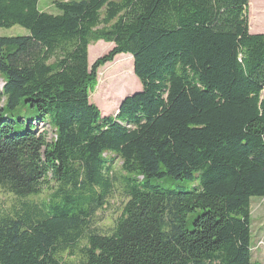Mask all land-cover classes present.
I'll list each match as a JSON object with an SVG mask.
<instances>
[{
  "label": "trees",
  "instance_id": "trees-1",
  "mask_svg": "<svg viewBox=\"0 0 264 264\" xmlns=\"http://www.w3.org/2000/svg\"><path fill=\"white\" fill-rule=\"evenodd\" d=\"M39 3L0 0V29L28 32L0 37V191H48L0 218V264H262L251 200L264 198V34L250 32L251 0ZM98 42L114 47L90 67ZM121 55L142 90L104 116L91 94ZM118 184L115 227L93 232Z\"/></svg>",
  "mask_w": 264,
  "mask_h": 264
},
{
  "label": "rangeland",
  "instance_id": "rangeland-1",
  "mask_svg": "<svg viewBox=\"0 0 264 264\" xmlns=\"http://www.w3.org/2000/svg\"><path fill=\"white\" fill-rule=\"evenodd\" d=\"M71 0H40L39 9L50 14H59L54 7V2H66ZM81 1V0H75ZM249 21L251 34H264V0H251L249 6ZM28 32L19 27L11 29H0V37L27 36ZM112 44L105 42L92 43L89 47V65L108 54L113 49ZM122 57V58H121ZM120 61V62H119ZM115 62V63H114ZM114 62L107 64L98 71V83L91 94V102L95 104L104 116H114L121 102L137 92L142 90L140 82L134 75V61L129 55L118 56ZM116 62L127 64V74L123 76L126 79L123 93H118L114 86L117 81L112 73ZM114 79V80H113ZM1 82V81H0ZM101 86L100 90L98 89ZM114 173L119 176L121 173V163L116 161ZM48 191H45L39 197L20 199L13 194L0 191V218L13 216L16 211L21 209L24 204H38L45 201ZM126 203L123 189L118 184L115 186L112 195L108 199L106 207L99 211L92 219L90 228L93 232L101 235H109L115 227L116 221L121 214L123 205ZM251 246L254 257L258 262L264 264V198H253L251 200Z\"/></svg>",
  "mask_w": 264,
  "mask_h": 264
},
{
  "label": "crops",
  "instance_id": "crops-1",
  "mask_svg": "<svg viewBox=\"0 0 264 264\" xmlns=\"http://www.w3.org/2000/svg\"><path fill=\"white\" fill-rule=\"evenodd\" d=\"M262 253H263V256H264V252H262ZM252 254H253V257H254V253H253V250H252ZM254 260H256V259H255V257H254ZM256 261H258V260H256Z\"/></svg>",
  "mask_w": 264,
  "mask_h": 264
}]
</instances>
